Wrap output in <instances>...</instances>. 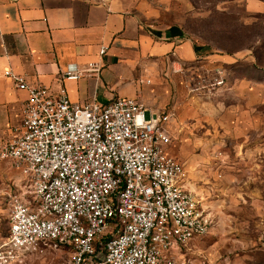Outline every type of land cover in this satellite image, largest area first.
Here are the masks:
<instances>
[{"label":"built area","instance_id":"1","mask_svg":"<svg viewBox=\"0 0 264 264\" xmlns=\"http://www.w3.org/2000/svg\"><path fill=\"white\" fill-rule=\"evenodd\" d=\"M101 70L95 62L58 74L78 81ZM5 76L28 99L20 126L0 137V164L26 184L9 196L0 264L46 249L67 252L69 264H187L182 251L210 234L212 220L180 185L185 168L170 154L174 115L130 98L74 104L66 89L53 94L11 70Z\"/></svg>","mask_w":264,"mask_h":264},{"label":"rangeland","instance_id":"2","mask_svg":"<svg viewBox=\"0 0 264 264\" xmlns=\"http://www.w3.org/2000/svg\"><path fill=\"white\" fill-rule=\"evenodd\" d=\"M140 1L149 24L200 48L199 61L173 67L174 74L168 65L156 81L147 79L172 99L166 105L176 119L170 151L186 173L180 185L195 189L212 220L206 238L178 247L183 261L264 264V0ZM120 81L128 93L138 75ZM157 87L143 85L163 101ZM9 168H0V240L9 228L8 193L23 183ZM69 261L67 252L46 249L24 252L17 264Z\"/></svg>","mask_w":264,"mask_h":264},{"label":"crops","instance_id":"3","mask_svg":"<svg viewBox=\"0 0 264 264\" xmlns=\"http://www.w3.org/2000/svg\"><path fill=\"white\" fill-rule=\"evenodd\" d=\"M146 9L140 0H0V137H11L20 126L28 99L5 76L8 70L53 94L66 89L74 104H109L130 98L153 111L174 115L166 109L171 97L147 79L156 81V74H166L163 68L168 65V74H174L173 67L199 61L200 48L183 35H171L149 24L143 18ZM103 47L107 54L100 57ZM95 62L102 70L94 77L59 78V69ZM124 74L138 75V86L128 93L120 81ZM143 85L157 87L164 100L156 97V89L146 94ZM149 94L157 99L149 101ZM0 168L9 166L0 164ZM9 169L23 180L21 185L13 184L15 189L24 190L26 176ZM11 194L12 190L8 197Z\"/></svg>","mask_w":264,"mask_h":264},{"label":"bare ground","instance_id":"4","mask_svg":"<svg viewBox=\"0 0 264 264\" xmlns=\"http://www.w3.org/2000/svg\"><path fill=\"white\" fill-rule=\"evenodd\" d=\"M194 191H195V189H194ZM194 191L192 190L193 193H194Z\"/></svg>","mask_w":264,"mask_h":264},{"label":"trees","instance_id":"5","mask_svg":"<svg viewBox=\"0 0 264 264\" xmlns=\"http://www.w3.org/2000/svg\"><path fill=\"white\" fill-rule=\"evenodd\" d=\"M7 235V234H6Z\"/></svg>","mask_w":264,"mask_h":264}]
</instances>
